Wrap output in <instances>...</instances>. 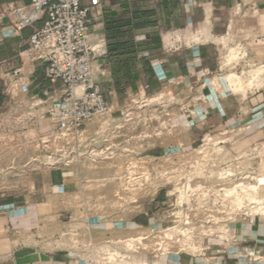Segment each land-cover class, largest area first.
Here are the masks:
<instances>
[{
	"label": "rangeland",
	"instance_id": "rangeland-1",
	"mask_svg": "<svg viewBox=\"0 0 264 264\" xmlns=\"http://www.w3.org/2000/svg\"><path fill=\"white\" fill-rule=\"evenodd\" d=\"M8 2L0 1V6ZM221 41L226 56L216 76L227 92L244 100L264 88V71L246 76L259 65H236L242 50L230 36ZM92 65L95 80L101 81L96 63ZM214 73L181 93L166 87L109 100L117 127L109 131L104 156L87 163L82 177L68 176L64 187L63 180L49 172L15 174L20 164L15 157L30 154L31 139L48 130L61 91L31 99L33 94L21 87L26 80L15 82L21 75L1 74L5 103L0 110L21 104L30 109L40 100L44 117L27 120L24 130L16 126L0 149V202L14 198L30 204L17 220L0 218V264H24L27 253L34 261L40 259L38 264H158L161 255L199 251L207 238L225 240L232 220L264 224V184L256 191L248 187L256 177H264V147L245 142V129L230 131L226 125L185 144L181 119L205 99L204 89L213 84ZM241 74L246 76L242 83L229 80ZM97 121L86 124L87 130ZM159 146L166 152L155 158ZM8 166L12 172L5 174ZM242 188L248 195L236 199L233 189ZM141 212L151 219L145 227L133 223Z\"/></svg>",
	"mask_w": 264,
	"mask_h": 264
},
{
	"label": "crops",
	"instance_id": "crops-1",
	"mask_svg": "<svg viewBox=\"0 0 264 264\" xmlns=\"http://www.w3.org/2000/svg\"><path fill=\"white\" fill-rule=\"evenodd\" d=\"M238 12L248 15L244 18ZM30 34L29 27L14 32L9 23L0 22V75L20 68L26 94L53 97L61 91V83L48 80L42 64L21 59ZM89 35L92 42L99 37L103 40L94 63L103 77L97 82L108 104L109 100L113 103L131 94H153L166 87L181 93L205 74L215 72L213 84L204 89L205 99L181 119L187 131L185 144L200 141L207 131L226 125L230 131L245 129V142L264 147V88L243 100L227 92L216 76L226 56L221 40L228 36L244 55L236 65H264V0H101L100 15L89 26ZM173 35L179 36L180 49L163 52L164 40ZM4 103L0 91V106ZM164 152L159 146L152 156ZM52 174L63 180L60 187L70 181L62 172ZM29 205L8 198L0 202L4 213L0 218L17 220ZM142 213L133 216V223L145 227L151 219ZM202 245L195 253L182 250L161 255L158 264H264V224L235 219L229 223L225 240L207 238ZM30 256L26 254L24 264L40 263Z\"/></svg>",
	"mask_w": 264,
	"mask_h": 264
},
{
	"label": "built area",
	"instance_id": "built-area-1",
	"mask_svg": "<svg viewBox=\"0 0 264 264\" xmlns=\"http://www.w3.org/2000/svg\"><path fill=\"white\" fill-rule=\"evenodd\" d=\"M100 6L101 0H29L27 4L8 2L0 6V22L9 23L14 32L31 29L21 59L42 64L45 77L62 85L59 106L50 113L48 130L31 139L34 146L30 154L15 157L20 160L15 174L62 172L82 177L87 163L104 156L109 131L117 124L93 72L92 63L101 54L103 40L99 37L97 43L92 42L89 26L100 15ZM179 42L178 35L164 40L163 52L178 51ZM11 75L20 76V68L13 69ZM19 80L21 77L15 82ZM21 87L26 93L27 85ZM40 103L38 100L30 109L27 106L28 111L22 104L0 110V149L8 143L16 126L24 130L27 120L43 119ZM96 118L98 125L87 130L86 124ZM9 169L12 166L6 168L5 174Z\"/></svg>",
	"mask_w": 264,
	"mask_h": 264
},
{
	"label": "bare ground",
	"instance_id": "bare-ground-1",
	"mask_svg": "<svg viewBox=\"0 0 264 264\" xmlns=\"http://www.w3.org/2000/svg\"><path fill=\"white\" fill-rule=\"evenodd\" d=\"M248 71V70H247ZM262 71H264V65H262V66H257V67H255V68H251L249 71H248V74L246 75L248 78L250 77V78H252L253 76H255L256 74H260ZM246 76H242V74L241 75H236V76H233V77H230L229 78V80L230 79H233L234 78V80H235V82H237V84H238V82H240L241 81V83H242V80H243V78H245ZM248 81V80H247ZM233 82V81H232ZM245 82V81H244ZM210 142V141H209ZM206 146V145H205ZM230 174V173H229ZM248 178V177H247ZM246 177L244 178V179H247ZM243 179V180H244ZM251 180V179H250ZM250 184V183H249ZM264 184V177H256V179H255V183L254 184H251V185H249L248 187H250L249 189H251V190H257V188H258V186L259 185H263ZM238 186V185H237ZM227 190V189H226ZM229 190V189H228ZM242 191H239V190H235V189H233V192H234V194H235V197H236V199H240L241 198V196H247L248 195V189L247 188H245V189H241ZM255 190V191H256ZM261 190V189H260ZM142 238V237H141ZM139 239V238H138Z\"/></svg>",
	"mask_w": 264,
	"mask_h": 264
}]
</instances>
